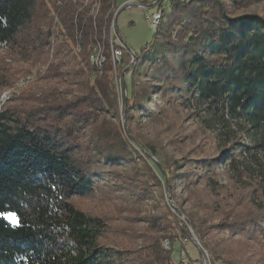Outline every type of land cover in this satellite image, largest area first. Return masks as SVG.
Wrapping results in <instances>:
<instances>
[{
    "label": "trees",
    "instance_id": "1",
    "mask_svg": "<svg viewBox=\"0 0 264 264\" xmlns=\"http://www.w3.org/2000/svg\"><path fill=\"white\" fill-rule=\"evenodd\" d=\"M254 3L264 0H168L153 40L140 54L126 45L115 60L134 53L133 70L165 81L152 89L180 95L218 150L168 159L131 133L148 156L143 172L171 200L129 248L104 243L106 220L75 203L136 162L121 129L102 125L119 111L113 79L99 78L115 62L109 32L118 0H0V46L31 49L41 67L35 108L0 105V212L19 219L0 217V264H248L247 245L233 234H264V13L247 11ZM99 44L101 69L90 60ZM128 91L127 108L137 96L132 115L146 113L147 98L133 83ZM187 243L204 257L193 260Z\"/></svg>",
    "mask_w": 264,
    "mask_h": 264
},
{
    "label": "rangeland",
    "instance_id": "2",
    "mask_svg": "<svg viewBox=\"0 0 264 264\" xmlns=\"http://www.w3.org/2000/svg\"><path fill=\"white\" fill-rule=\"evenodd\" d=\"M126 1L118 0L116 44L121 41L132 52L140 54L142 48L153 40L155 30L151 27L145 10L125 5L121 8ZM163 7L168 8V0L163 1ZM247 11L264 13V3H254ZM133 64V56L125 57L122 61H115L106 71H103V74H99V78L103 80L113 79L119 111L115 115L114 113L105 115L108 118L107 123L102 124L104 118L98 119L96 127L100 124L115 125L117 129L119 127L126 141L129 142L130 148L134 150L136 162L130 167L117 170L108 182H101L92 196L75 198L78 208L89 214L102 216L110 226L103 240L104 243L129 248H135L143 243L144 239L141 237L148 230L147 218L157 215L159 217L157 221H162L160 215H163L166 202L170 203L171 200L167 187L156 185L143 172V165L147 164L148 156L139 151V147L130 143L132 142L131 133L167 158L181 160L218 153L215 134L200 124L194 109L187 107L180 95L173 94L170 90L162 91V87L166 84L164 80L159 81L149 78L142 72H135ZM101 68L102 65L98 66V69ZM40 69L37 57L31 49L24 50L23 53L18 48L0 46V105L2 109L19 112L36 107L38 99L36 86L40 85L38 80ZM94 79L95 77L92 79L93 83ZM132 83L136 90L141 92L139 94L141 99L147 98L146 103L144 101L142 103L148 108L146 113L139 111V115H132L129 111L130 103L137 99L136 95L129 96L128 108L124 105V98L129 93L128 87ZM154 85L162 87L152 89ZM142 92L147 94L143 95ZM136 109L140 108L136 107ZM101 117H104L103 114ZM151 151L153 153L152 148ZM151 157L157 160L156 155ZM222 177L224 176L222 175L220 180L223 179ZM217 210L219 207L215 206L214 211ZM215 217V222L222 219V216ZM181 219L183 220L184 217L181 216ZM262 226L264 229V222ZM246 228H240L241 235L233 234L235 239H242L247 245L243 259L247 258L248 264H264V234H259V231L253 227L248 228L250 230ZM263 229L262 232H264ZM193 238L197 237L193 234ZM214 238L227 239L224 233L217 230H214ZM176 239L178 241L180 237ZM196 243L199 245V242ZM163 244L168 247L169 241L165 239ZM185 246L193 260L200 256V250L198 251L193 243H187ZM180 248V244L176 243L173 253L175 261L180 259ZM247 251H256L260 255L251 258L253 255Z\"/></svg>",
    "mask_w": 264,
    "mask_h": 264
},
{
    "label": "built area",
    "instance_id": "3",
    "mask_svg": "<svg viewBox=\"0 0 264 264\" xmlns=\"http://www.w3.org/2000/svg\"><path fill=\"white\" fill-rule=\"evenodd\" d=\"M163 1L164 0H127L121 6V8H123V6L125 5L128 7H138L142 10H145L146 17L150 22L151 27L156 31L162 19V10L164 8ZM116 16H115V20L111 24V28L109 32V41H110L114 61L116 59H120V57L123 54V49L126 48V45L121 41H118V44H116L115 35H116V31H118L116 24V20H117ZM133 57H134V53H133ZM90 60L93 64L97 66H101L104 63L105 55L102 45L100 44L98 45L97 49L91 55ZM184 255L185 254L183 253V256ZM204 264H208V262L205 261Z\"/></svg>",
    "mask_w": 264,
    "mask_h": 264
},
{
    "label": "snow or ice",
    "instance_id": "4",
    "mask_svg": "<svg viewBox=\"0 0 264 264\" xmlns=\"http://www.w3.org/2000/svg\"><path fill=\"white\" fill-rule=\"evenodd\" d=\"M0 217L8 219L13 224L19 223V219L14 212H0Z\"/></svg>",
    "mask_w": 264,
    "mask_h": 264
},
{
    "label": "water",
    "instance_id": "5",
    "mask_svg": "<svg viewBox=\"0 0 264 264\" xmlns=\"http://www.w3.org/2000/svg\"><path fill=\"white\" fill-rule=\"evenodd\" d=\"M117 17V16H116ZM118 30V29H117ZM198 245V244H197ZM200 255H201V257L203 258L204 257V253H203V251L202 250H200Z\"/></svg>",
    "mask_w": 264,
    "mask_h": 264
}]
</instances>
